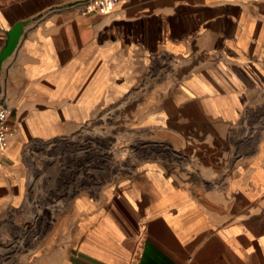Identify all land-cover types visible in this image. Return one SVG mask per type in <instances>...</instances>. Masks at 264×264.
<instances>
[{
    "label": "crops",
    "instance_id": "crops-1",
    "mask_svg": "<svg viewBox=\"0 0 264 264\" xmlns=\"http://www.w3.org/2000/svg\"><path fill=\"white\" fill-rule=\"evenodd\" d=\"M0 0V217L22 210L26 145L104 115L176 159L81 193L20 264H264V0Z\"/></svg>",
    "mask_w": 264,
    "mask_h": 264
},
{
    "label": "rangeland",
    "instance_id": "rangeland-1",
    "mask_svg": "<svg viewBox=\"0 0 264 264\" xmlns=\"http://www.w3.org/2000/svg\"><path fill=\"white\" fill-rule=\"evenodd\" d=\"M175 159L168 145L154 142L145 130L123 127L113 114L71 136L29 142L23 153L27 186L22 210L0 217V264H20L77 195H98L143 163Z\"/></svg>",
    "mask_w": 264,
    "mask_h": 264
},
{
    "label": "built area",
    "instance_id": "built-area-1",
    "mask_svg": "<svg viewBox=\"0 0 264 264\" xmlns=\"http://www.w3.org/2000/svg\"><path fill=\"white\" fill-rule=\"evenodd\" d=\"M119 0H72L65 6L67 9L76 10L80 15L107 14ZM3 93L0 92V102ZM9 110L0 103V153H2L14 138V131L7 125Z\"/></svg>",
    "mask_w": 264,
    "mask_h": 264
},
{
    "label": "water",
    "instance_id": "water-1",
    "mask_svg": "<svg viewBox=\"0 0 264 264\" xmlns=\"http://www.w3.org/2000/svg\"><path fill=\"white\" fill-rule=\"evenodd\" d=\"M22 25H24V23H17L8 32L6 43L0 52V67L1 63L14 51L22 32Z\"/></svg>",
    "mask_w": 264,
    "mask_h": 264
}]
</instances>
